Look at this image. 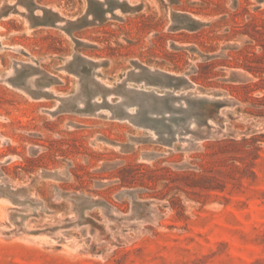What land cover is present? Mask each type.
Returning a JSON list of instances; mask_svg holds the SVG:
<instances>
[{"label": "rangeland", "instance_id": "374dc122", "mask_svg": "<svg viewBox=\"0 0 264 264\" xmlns=\"http://www.w3.org/2000/svg\"><path fill=\"white\" fill-rule=\"evenodd\" d=\"M0 264H264V0H0Z\"/></svg>", "mask_w": 264, "mask_h": 264}]
</instances>
